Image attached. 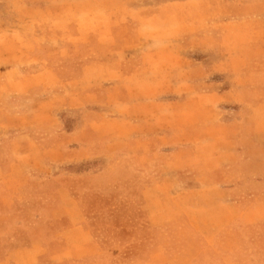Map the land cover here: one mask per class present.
Returning <instances> with one entry per match:
<instances>
[{
  "label": "rangeland",
  "instance_id": "1",
  "mask_svg": "<svg viewBox=\"0 0 264 264\" xmlns=\"http://www.w3.org/2000/svg\"><path fill=\"white\" fill-rule=\"evenodd\" d=\"M263 12L264 0H0V102L12 98L11 103L21 108L23 95L19 94L31 85L26 104L35 109L40 105L66 107L62 115L70 129L72 113L79 119L88 118L82 108L93 100L95 89L118 91L109 96L118 103L122 92L132 93L138 84L142 93L133 94L151 93L150 87L143 88L147 81L157 87L155 94L166 92L170 85L177 98L187 88L198 93L228 92V100L220 110L210 111L209 117L231 118L232 89L237 88L239 97L246 100L251 97L249 84H264V63L249 61L254 51L262 49L258 41L264 38ZM134 36L148 43L139 50L156 52L153 79L125 82L117 78L115 66L130 57L110 46L116 39ZM255 40L256 47H251ZM88 55L97 60L85 61ZM70 107L76 108L77 115ZM7 118L4 112L2 119L6 122ZM18 118L13 120L18 122ZM104 166L103 159L64 164L68 171H101ZM180 177L175 175V185L173 178L161 177L160 187L149 191L145 207L135 200L127 212L114 207L87 216L85 224L94 239L91 244L75 257L50 262L207 264L198 258L210 251L208 264L238 259L241 264L253 262L256 247L242 223L253 219L255 225L263 226L256 220L264 214V191L255 194L250 190L253 185L242 178L228 180L229 197L247 205L232 222L242 237L218 238L222 224L214 222L218 208L213 201L221 193L185 191L198 181ZM84 185L90 189L88 200H97L93 177ZM153 242L158 246L152 259Z\"/></svg>",
  "mask_w": 264,
  "mask_h": 264
},
{
  "label": "crops",
  "instance_id": "2",
  "mask_svg": "<svg viewBox=\"0 0 264 264\" xmlns=\"http://www.w3.org/2000/svg\"><path fill=\"white\" fill-rule=\"evenodd\" d=\"M115 41L110 46L113 51H126L130 57L115 66L117 78L131 82L157 75L156 52L139 50L147 41L140 36ZM256 41L251 47H256ZM258 45L262 49L250 55V63H264V38ZM93 60L97 59L90 55L85 59ZM145 87L152 91L145 96L133 94L142 93L140 84L132 93L121 91L118 103L109 100L118 91L95 89L93 100L82 108L88 118L72 113L70 129L62 115L66 107L35 109L26 104L31 85L19 94L23 95L21 108L11 103L12 98L0 102V264H54L50 260L77 256L94 240L85 219L114 207L127 212L135 200L145 207L149 191L160 187L161 177L173 178L175 185L177 174L180 180L191 176L198 181L185 191L221 193L213 201L218 208L214 222L222 224L218 238L242 237L232 222L247 205L229 197L226 186L229 179L242 178L253 185L250 190L255 194L264 191V84H249L251 97L246 100L237 88L232 89L231 118L209 117L210 111L220 110L228 100V92L198 93L187 88L177 98L170 85L162 94L153 93L157 89L153 82H143ZM68 109L77 115L76 108ZM4 112L9 116L6 122ZM98 159L104 160L101 171L64 168L69 160L80 164ZM88 177L97 186V200L89 201V187H81ZM262 215L256 222L263 226L253 219L242 223L257 252L250 264L264 263ZM154 243L152 259L158 246ZM211 253L198 261L210 263ZM238 260L223 264H241Z\"/></svg>",
  "mask_w": 264,
  "mask_h": 264
}]
</instances>
